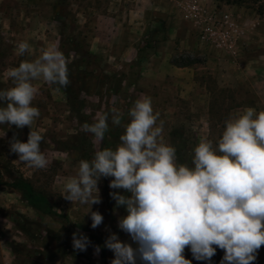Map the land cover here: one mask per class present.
<instances>
[{
    "label": "rangeland",
    "instance_id": "374dc122",
    "mask_svg": "<svg viewBox=\"0 0 264 264\" xmlns=\"http://www.w3.org/2000/svg\"><path fill=\"white\" fill-rule=\"evenodd\" d=\"M191 3L201 8V16L189 15ZM228 8L216 0H0V90L14 86L10 68L35 60L56 45L69 60L68 87L74 93L81 90L76 98L82 106H75L80 112L72 109L64 88L56 91L57 85L33 81L38 93L32 104L40 117L32 127L44 137L40 147L49 160L44 169L31 168L10 152L12 137L27 142L30 129L0 124L3 182L11 183L10 175L28 180L50 198L56 212L69 219L47 216L16 190L0 186V264H102V248L111 264L114 254L104 246L109 234L132 243L117 227L127 213L109 195L117 191L109 188L110 177L101 179L102 202L91 208L104 217L95 229L89 205L61 196L81 159L91 160L95 151L115 149L120 143L124 128L112 125L110 119L102 142L81 130L97 112L115 106L124 113L123 125L130 122L127 113L134 101L150 96L164 121L165 142L178 152L186 140L183 161L194 166L190 162L201 139L218 147L230 116L248 107L264 110V19L252 9L238 7L230 13ZM222 34L231 38L232 46L219 39ZM21 41L31 45L23 56L16 54ZM12 214L32 224L31 237L16 229ZM77 230L91 241L86 251L72 247ZM12 243L20 246L22 255L12 251ZM96 245L99 254H94ZM184 255L192 264H207L193 259L189 249ZM223 255L217 248L211 264H220ZM255 264H264V246Z\"/></svg>",
    "mask_w": 264,
    "mask_h": 264
},
{
    "label": "clouds",
    "instance_id": "9594fccd",
    "mask_svg": "<svg viewBox=\"0 0 264 264\" xmlns=\"http://www.w3.org/2000/svg\"><path fill=\"white\" fill-rule=\"evenodd\" d=\"M31 51L27 41L17 44L16 54ZM68 58L56 45L43 50L35 60L21 61L8 70L11 88L0 90V124L22 129L27 126V142L15 135L9 141L10 152L31 168L44 169L49 160L41 150L44 137L33 130L40 110L33 106L38 88L33 81L42 79L57 85L56 91L69 83ZM122 125L124 113L113 106L97 112L92 123L81 130L102 142L114 126H123L115 149L95 151L91 160L81 159L78 171L63 187L67 201L90 206L91 227L103 223L92 205L102 202L98 187L102 178H111L110 197L117 208L124 207L117 227L132 243L110 233L104 246L113 252L111 264H192L184 255L211 264L217 248L224 255L220 264H255L264 246V110L248 107L230 116L218 147L201 139L194 148L192 164L177 162L176 148L166 143L164 121L152 106V98L134 101ZM128 195L121 194V191ZM136 246L133 247L132 245ZM91 245L79 230L72 234V247L86 251ZM95 246L94 254H99Z\"/></svg>",
    "mask_w": 264,
    "mask_h": 264
},
{
    "label": "trees",
    "instance_id": "16d2710c",
    "mask_svg": "<svg viewBox=\"0 0 264 264\" xmlns=\"http://www.w3.org/2000/svg\"><path fill=\"white\" fill-rule=\"evenodd\" d=\"M216 1L222 4H225L227 6H238V7H244L247 9H252L255 11L258 17H260L261 19H264V0H216ZM182 67H186V66H182ZM64 89L68 95V99H69L72 109L76 110L75 106H78V105H80V109H81L82 106L78 102V99H77L80 96L81 90L79 89L78 91L74 93L70 86L69 87L67 86ZM80 109L76 111L80 112ZM181 143H182L181 146L180 145L178 146L177 160H178V163L187 164V162L183 161L184 156H182V154L184 153L183 150H186L188 143L186 140H182ZM190 163L192 164V162ZM187 165L190 166V164H187ZM2 178H3V174L0 172V186H9L10 188L19 192L23 200L35 210L47 216L54 217L58 220L69 222V219L65 214L58 213L55 211L56 206L55 204L52 203L50 198L44 193L36 190L35 187L32 185V183L29 182L28 180L22 177L13 178V176L10 175V179L12 180V182L6 183V182H3ZM18 217L12 214L10 216V219H12L16 229H18L20 232L24 233L25 235L31 237L30 228L32 224L23 216L18 215ZM92 239L94 240V238ZM19 247L20 246L16 243L11 244L12 251L17 255H22L23 252L19 250ZM107 260H108L107 252L104 248H102V254H101L102 264H107Z\"/></svg>",
    "mask_w": 264,
    "mask_h": 264
},
{
    "label": "built area",
    "instance_id": "2783aa9c",
    "mask_svg": "<svg viewBox=\"0 0 264 264\" xmlns=\"http://www.w3.org/2000/svg\"><path fill=\"white\" fill-rule=\"evenodd\" d=\"M187 9H188L187 11H188L189 15L194 17V18H197V17L201 16V14H202L201 8L198 7L196 5V3L189 4V7ZM225 18L227 20H229V16H225ZM215 35H217V34H215ZM219 39H221L226 44L228 42L229 37H227L225 34H222L219 36Z\"/></svg>",
    "mask_w": 264,
    "mask_h": 264
},
{
    "label": "crops",
    "instance_id": "0c3cea01",
    "mask_svg": "<svg viewBox=\"0 0 264 264\" xmlns=\"http://www.w3.org/2000/svg\"><path fill=\"white\" fill-rule=\"evenodd\" d=\"M238 7H232V6H230V8H228V11L230 12V13H236L238 10ZM236 11V12H235ZM233 42H232V40H231V38H229L228 39V42L226 43V45H230L231 44V46L233 45L232 44Z\"/></svg>",
    "mask_w": 264,
    "mask_h": 264
}]
</instances>
